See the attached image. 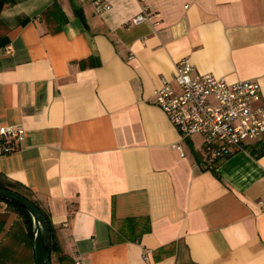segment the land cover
<instances>
[{
	"label": "crops",
	"instance_id": "1",
	"mask_svg": "<svg viewBox=\"0 0 264 264\" xmlns=\"http://www.w3.org/2000/svg\"><path fill=\"white\" fill-rule=\"evenodd\" d=\"M105 1L0 0V127L25 129L0 183L45 210L53 264H264V135L209 169L154 94L189 58L257 80L264 104V0ZM143 6L151 19L128 26ZM0 264H35L3 200Z\"/></svg>",
	"mask_w": 264,
	"mask_h": 264
},
{
	"label": "built area",
	"instance_id": "2",
	"mask_svg": "<svg viewBox=\"0 0 264 264\" xmlns=\"http://www.w3.org/2000/svg\"><path fill=\"white\" fill-rule=\"evenodd\" d=\"M97 12L110 9L105 0H89ZM148 6L128 21V26L151 19ZM13 49L6 46L5 53ZM194 64L182 58L176 64L172 80L161 78L155 89L156 104L179 130L182 139L196 134L202 137L204 163L215 169L219 162L264 135V104L261 84L254 79L228 81L213 73L194 74ZM25 129L0 127V155L21 149ZM178 148L182 150L181 145ZM264 214V199L260 200ZM77 264H82L77 262Z\"/></svg>",
	"mask_w": 264,
	"mask_h": 264
},
{
	"label": "water",
	"instance_id": "3",
	"mask_svg": "<svg viewBox=\"0 0 264 264\" xmlns=\"http://www.w3.org/2000/svg\"><path fill=\"white\" fill-rule=\"evenodd\" d=\"M0 198L25 207L33 218L35 264H50V235L46 220L34 202L8 188L0 187Z\"/></svg>",
	"mask_w": 264,
	"mask_h": 264
},
{
	"label": "trees",
	"instance_id": "4",
	"mask_svg": "<svg viewBox=\"0 0 264 264\" xmlns=\"http://www.w3.org/2000/svg\"><path fill=\"white\" fill-rule=\"evenodd\" d=\"M57 6L52 5L48 10H46L45 14H48L50 11H54L56 12ZM0 187H4V188H8L10 190H13L17 193H19L22 196H25L26 198L30 199L32 202H34L36 204V206L39 208V210L41 211V213L43 214L46 223H47V227L49 230V235H50V250H51V254L55 251H59L60 250V246L57 240V236H56V228L54 227V225L52 224L50 218L48 217V215L46 214L45 210L42 208V206L39 204V202L35 199H33L30 195L26 194L24 191L20 190L19 188L11 185V184H4V183H0ZM4 202L7 203L8 208L12 211H14L15 213H17L22 220L24 221V223L26 224V227L28 229V232L31 236H33V218L31 216V214L29 213V211L21 206L20 204L13 202V201H8V200H4L1 199ZM50 264H53L52 261L50 262Z\"/></svg>",
	"mask_w": 264,
	"mask_h": 264
},
{
	"label": "rangeland",
	"instance_id": "5",
	"mask_svg": "<svg viewBox=\"0 0 264 264\" xmlns=\"http://www.w3.org/2000/svg\"><path fill=\"white\" fill-rule=\"evenodd\" d=\"M14 215V214H13Z\"/></svg>",
	"mask_w": 264,
	"mask_h": 264
}]
</instances>
